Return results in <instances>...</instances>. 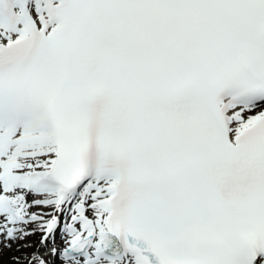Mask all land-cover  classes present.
Segmentation results:
<instances>
[{"label":"snow or ice","instance_id":"obj_1","mask_svg":"<svg viewBox=\"0 0 264 264\" xmlns=\"http://www.w3.org/2000/svg\"><path fill=\"white\" fill-rule=\"evenodd\" d=\"M0 237L264 264V0H0Z\"/></svg>","mask_w":264,"mask_h":264},{"label":"rangeland","instance_id":"obj_2","mask_svg":"<svg viewBox=\"0 0 264 264\" xmlns=\"http://www.w3.org/2000/svg\"><path fill=\"white\" fill-rule=\"evenodd\" d=\"M33 239H34L33 241H36L37 237L34 236ZM20 243L23 244L22 242ZM4 251L6 252L5 254ZM27 256L28 255L20 254L19 252L14 250L11 246L6 247L4 249L0 248V264H16V258H20L19 264H24L25 262H27Z\"/></svg>","mask_w":264,"mask_h":264}]
</instances>
